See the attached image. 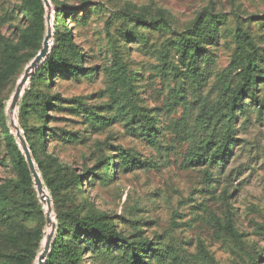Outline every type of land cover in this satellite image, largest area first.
Masks as SVG:
<instances>
[{
	"label": "rangeland",
	"instance_id": "obj_1",
	"mask_svg": "<svg viewBox=\"0 0 264 264\" xmlns=\"http://www.w3.org/2000/svg\"><path fill=\"white\" fill-rule=\"evenodd\" d=\"M20 3L0 0V47L2 38L18 42V28L27 23ZM49 5L52 26L56 23L62 34L67 27L83 55L84 73L75 78L56 72L48 82L29 80L13 117L34 143L33 130L46 126L36 170L41 178L53 179V189L49 156L87 175L81 185L55 193L43 181L53 235L62 226L58 214L98 213L131 242L150 243L145 264H264V0H51ZM128 13L148 20L163 13L172 32L140 25ZM198 17L219 24L216 42L204 46L207 54L196 80L179 44ZM241 33L256 49L259 103L247 100L240 110L236 143L224 168L192 166L195 147L206 141V114L221 104L224 86L233 89L239 82L238 75L224 82L221 76ZM42 49L43 44L39 51L20 49L24 62L8 80H0V186L9 187L7 200L0 202V255L28 248L35 256L29 264L38 263L51 228L40 214L46 215L47 208L36 185L29 191V208L26 196L15 190L18 179L3 126L14 132L12 98ZM53 51L70 56L52 29L44 61ZM43 95L61 97L46 124L30 108ZM146 118L157 129L151 140L140 131ZM228 220L240 240L220 228ZM0 264L12 263L0 259ZM80 264H125V253L86 248Z\"/></svg>",
	"mask_w": 264,
	"mask_h": 264
},
{
	"label": "trees",
	"instance_id": "obj_2",
	"mask_svg": "<svg viewBox=\"0 0 264 264\" xmlns=\"http://www.w3.org/2000/svg\"><path fill=\"white\" fill-rule=\"evenodd\" d=\"M20 10L26 19V25L19 27L18 42L1 39L2 46L0 54L3 60V67L0 71V80L6 81L10 76L14 75L24 59L18 54L20 49H33L39 51L42 48L45 33H47L46 7L43 0H20ZM51 0H49L50 2ZM133 21L140 25H146L154 30L172 29L161 13L159 19H145L140 15L133 13L127 14ZM65 22V18L62 23ZM219 22L216 19L206 17H198L190 30L189 36L181 35V43L179 44L181 51L183 49V58L188 62L189 74L191 78L199 79L201 76V62L206 57L205 44L213 45L217 39L216 28ZM55 36L62 40V48L69 58L61 53L53 51L51 57L47 58L31 77V82L44 79L46 82L51 81L53 75L57 72L68 77L80 78L83 73V55L78 51L74 41L71 38L70 30L65 27V33L59 32L56 23H53ZM255 47L251 38L244 33L239 34V45L233 55L229 68L221 76V82H224L231 74L238 75L239 82L232 89L225 87L223 92L219 94L221 104H216L208 116L203 126L206 131V141L204 145L195 147L193 157L191 159L192 166H208L215 168L217 166L225 167L231 157L232 147L235 146V123L238 114L247 100L259 103L255 94L258 84L256 76V54ZM229 93V95H227ZM61 100L59 95H43L38 101L30 106L32 112L40 115V118L47 123L49 119V111L54 108V102ZM224 102V104H222ZM28 107V106H27ZM3 108L0 104V115L3 117ZM4 119V117H3ZM46 126L33 130V134L37 137V143H34L33 135L28 130L21 132L31 153L35 167L40 170L41 163L39 151L44 148ZM141 135L154 139L157 134L155 125L149 118L142 120ZM6 147L11 158L13 169L17 175V184L15 190L27 198L28 208L33 199H29V191L35 186V181L30 171L26 156L20 146L19 140L15 132L3 126ZM132 163V162H131ZM108 166L112 167V163ZM114 167V166H113ZM46 168L56 180V187L53 189L48 176L42 177L47 186L53 193L56 190H69L73 186H79L83 176L77 174L76 171L65 163H61L54 156H49V163ZM9 187L0 186V202L5 203L7 195L5 190ZM37 208L27 211V215H33ZM26 212V211H25ZM42 219L46 218L43 211H40ZM47 220V219H46ZM58 220L61 227L57 233L53 235L50 251L45 259L44 264H80L83 253L86 248L90 252L98 253L106 249L123 250L125 253V264H145L150 252V243L136 244L131 242L118 231L115 224L107 221V218L101 214L95 213L88 217H83L74 213L58 214ZM222 230H226L228 234L235 240H240V235L234 228L232 221L221 226ZM33 250L25 248L20 252H16L7 256L0 255V259L10 261L12 264H29L32 262Z\"/></svg>",
	"mask_w": 264,
	"mask_h": 264
},
{
	"label": "water",
	"instance_id": "obj_3",
	"mask_svg": "<svg viewBox=\"0 0 264 264\" xmlns=\"http://www.w3.org/2000/svg\"><path fill=\"white\" fill-rule=\"evenodd\" d=\"M45 2V7H46V21H47V34L44 38L43 41V49L42 51L38 54V56L34 59V61L28 66V68L25 70L24 76L22 77L20 83L17 86L16 92L12 98L11 102V127L15 132L16 137L19 140L20 146L26 156L27 163L29 165L30 171L32 173V176L35 181V185L37 187V191L40 197L41 202L44 204V206L47 208L46 209V219H47V224L50 226L51 230L47 235L46 243H45V248L42 252V254L38 258V263L37 264H44L45 259L47 258V255L50 251V246H51V241L53 238V232H54V222L52 221L51 217V204L47 198V195L44 192V185L42 182L41 177L39 176L34 161L32 159L31 153L29 151V148L26 144V141L21 133V130L19 126L16 124L15 119L13 117V113L17 107V104L23 94L24 87L27 85L28 81L34 74V72L39 68L40 64L44 61V59L47 57L49 53V41L52 38V22H51V12H50V5H49V0H43Z\"/></svg>",
	"mask_w": 264,
	"mask_h": 264
}]
</instances>
